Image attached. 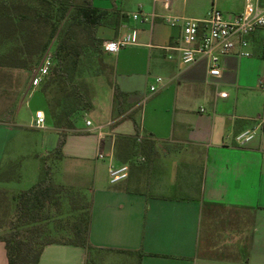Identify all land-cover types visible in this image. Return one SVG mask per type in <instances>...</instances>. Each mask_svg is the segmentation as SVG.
Listing matches in <instances>:
<instances>
[{"label":"crops","instance_id":"obj_1","mask_svg":"<svg viewBox=\"0 0 264 264\" xmlns=\"http://www.w3.org/2000/svg\"><path fill=\"white\" fill-rule=\"evenodd\" d=\"M108 1L92 0L93 8L108 13L104 25L97 28L102 44L137 31L135 45L103 55L116 64L115 86L125 96L123 114L116 112L111 98L105 124L93 127L84 118L91 126H85L83 132L94 136L89 148L70 144L69 139L77 133L74 121L71 130L63 128L64 123L57 127L49 124L53 134L42 151L52 154L59 133L67 131L59 159L78 162L74 172L90 160L103 161L96 159L98 152L105 155L106 171L101 168L99 173L95 167L91 184L79 189L89 196L88 241L95 257L99 260L107 254L105 258L110 255L129 264H264V134L245 146H237L233 140L264 117V92L258 88L264 78V30L247 38L249 58L235 53L224 57L221 76L210 78L206 60L192 66L180 63L175 50L180 26L167 24L164 17L187 18L184 15L194 9L191 19L202 20L209 3L215 6L216 0H172L168 10L153 0L123 1L120 7L118 0L115 7ZM203 6L206 8L200 12ZM138 10L156 17L146 23L133 20L131 15ZM156 78L163 82L151 94L149 87L155 85ZM22 102L17 105L14 101L7 110L0 104V194L26 192L13 193L5 187L11 168L16 166L14 158L8 157L18 150L16 138L21 131L16 128L32 129L34 113L42 111L31 112L29 125L15 127ZM42 112L47 123L51 116ZM133 122L142 145L138 157L151 163V171L143 177L140 166L135 171L129 169L126 180L110 185L108 163L119 164L116 139L134 136ZM47 130L45 126L43 132ZM149 154L152 161H148ZM159 156L164 160L159 161ZM18 167V174L35 176L40 171L39 158ZM168 168H175L172 179L167 178ZM52 184L72 190L80 182ZM173 191L182 196L168 195ZM87 258L80 247L52 244L44 247L38 264H87ZM0 264H7L2 242Z\"/></svg>","mask_w":264,"mask_h":264},{"label":"trees","instance_id":"obj_2","mask_svg":"<svg viewBox=\"0 0 264 264\" xmlns=\"http://www.w3.org/2000/svg\"><path fill=\"white\" fill-rule=\"evenodd\" d=\"M36 1L37 5H30L28 2L14 4L7 0H0V46L13 40L21 45L11 46L0 54V68L25 69L24 57L26 56H36L37 65L43 52L54 40L52 44L54 66L41 85L50 77L53 79L59 75L63 76L65 71L68 76L73 75L80 70L82 61L80 48L84 44L78 42L80 33H83L87 40L85 46L94 48L95 51L96 49L98 51L99 47V52L105 53L102 49V41L97 37V28L104 25L108 15L107 11L93 8L92 0H85L84 5L81 6H75L74 0ZM95 74L97 75L98 72L89 75L96 76ZM77 85L76 82L73 86ZM124 97L117 86H114L113 100L119 115L123 114ZM87 98L81 94H70L62 99L53 100L52 117L64 123L63 128L71 130L75 116L91 105ZM133 124L135 135L117 137L115 142V156L118 162L128 164L129 169L135 165L142 151V145L136 139L139 128L135 122ZM67 133L63 131L58 135V143L52 152V156L56 159L61 157V149ZM49 174L47 166H44L38 182L30 190L17 197L16 212L24 220L21 225L24 228L21 231L15 230L0 236V242L4 243L7 264H38L44 247L52 244L80 247L88 256L87 264H94L92 255L95 256L93 252L95 249L88 241L89 199L68 188L54 187ZM66 205L64 215L69 223L66 235L62 240H54L47 235L46 222L48 217H51V211L55 216H61V209Z\"/></svg>","mask_w":264,"mask_h":264},{"label":"rangeland","instance_id":"obj_3","mask_svg":"<svg viewBox=\"0 0 264 264\" xmlns=\"http://www.w3.org/2000/svg\"><path fill=\"white\" fill-rule=\"evenodd\" d=\"M14 4L18 2H28L30 5H37L38 2L36 0H7ZM85 0H74L75 6L84 5ZM116 0L108 1V5L111 7H115L116 5L120 7L121 2H147L148 0H118L115 5ZM211 3L208 5V10L211 8ZM243 0H216L215 6L216 8L224 15V16H232L237 15L243 6ZM207 6V4H204ZM203 6L199 10L203 11L206 7ZM194 9H191L184 17L193 18ZM99 39V38H98ZM103 41V39H99ZM54 40L50 43V45L54 44ZM78 42L84 44L83 47L80 48L81 51V65L80 70L75 72L73 75L65 74L54 77L53 79L50 77L48 81H46L43 85H40L35 92L27 91V86L30 78V74L35 68L37 57L36 56H26L25 60V69H15L10 70L9 68H0V104L2 110H7L12 103L17 100V105L20 101L23 102L19 105L20 111V119L17 121V126L29 125L31 120V112H34L36 109H42V111L49 114L50 120L47 118L46 126L48 128L47 131L43 132V130H35V129H27V128H16L21 131V134L17 135L16 145L17 152L16 153H8V157L14 158V167H10L11 174L10 180L5 185L6 189L13 193H19L20 191H28L34 186L40 175L41 170L44 166H47L51 182L72 185V183L77 180L80 182L79 186H74L71 189L76 194H80V196L88 198V194H85L83 191L79 189H86L89 184H91L94 177V169L97 168V171L100 173L101 168H104L106 171V163L107 159L104 158L103 161H95L90 160L79 172L76 171V167L78 162L70 161V159H56L52 154L44 155L43 144L44 142L47 144L49 142V138L53 134L52 128L60 125V121L58 119H54L52 114L54 112L53 100L62 99L65 96L70 94H81L84 97H88L89 107L84 110H81L77 116L74 118V130L77 132L73 134L71 139H69L70 144L74 146H84L85 148H89L94 143L93 134L87 136L83 132L85 127L84 118H88L93 127L97 124H105L109 118V109L112 104V87L115 86L116 80V64L114 61L109 62L107 56H103L104 54L99 52L96 49L85 46L87 40L84 37L83 33H80L78 36ZM11 46L19 47L20 43H17L13 40L10 43H6L3 46H0V54L7 51ZM95 68V71H94ZM93 72H98L96 76H90L89 74ZM53 73V72H52ZM51 73V74H52ZM77 86H73L76 84ZM45 93V94H44ZM65 93H67L65 95ZM23 95V97H22ZM17 97V98H16ZM72 97V96H71ZM21 99V100H20ZM53 103V104H52ZM142 109L140 108L139 116L142 114ZM52 111V112H50ZM60 120V119H59ZM8 122L9 120H4ZM58 121V122H57ZM51 124V125H49ZM95 124V125H94ZM13 127V126H11ZM89 135V134H88ZM43 136H46V140L43 139ZM69 144V145H70ZM152 152H150L151 154ZM149 154L148 161H152L153 157ZM10 155V156H9ZM162 159H159L161 158ZM39 158L40 171L33 175H29L27 172L25 173H17L20 169L18 165H28L32 160ZM159 161H163V156H159ZM146 162L145 158H137L135 165L130 167V172L135 171L140 166V169L143 170L144 175L147 176L151 171V167L149 162H146L144 165L142 162ZM141 163V164H140ZM116 164V163H115ZM120 164V163H119ZM118 163L116 165H119ZM170 165L173 163L170 161ZM128 165V164H127ZM104 166V167H103ZM129 166V165H128ZM75 173V174H74ZM79 173V175H78ZM175 174V168H168L167 178L172 179ZM31 180H27L28 178ZM80 178V179H77ZM33 179V180H32ZM172 196H182L179 194L180 192H170ZM175 193V194H174ZM19 194H0V236L5 234H9L12 231H21L24 227L21 226L24 223V220L17 215L16 212V201ZM78 197V196H77ZM89 199V198H88ZM85 202V201H84ZM66 203V202H65ZM78 203V202H77ZM80 204V202H79ZM82 206V205H80ZM84 207V206H82ZM67 205L61 209V216H55L53 211H51L50 216L48 217L47 225V235L54 240H62L65 237L68 226V219L64 215L66 212ZM63 215V216H62ZM55 216V217H53ZM107 254H103L100 256L99 260L92 255V262L97 264V261L100 264H109L107 261L113 262L112 264H129L128 262H118V257H111L110 255L106 257ZM106 261V263H104ZM98 262V263H99Z\"/></svg>","mask_w":264,"mask_h":264},{"label":"built area","instance_id":"obj_4","mask_svg":"<svg viewBox=\"0 0 264 264\" xmlns=\"http://www.w3.org/2000/svg\"><path fill=\"white\" fill-rule=\"evenodd\" d=\"M172 0H153L154 4L161 5L168 10ZM133 20L139 22H152L155 14H144L140 10L131 15ZM164 20L169 25H178L181 29L178 46L175 50L179 54V61L183 66H192L201 60L208 62V76L219 78L221 76V60L233 53L239 58H249L247 38L258 30H264V0H244V7L240 14L224 16L215 6H212L202 20L166 16ZM137 31L131 30L118 40L107 41L102 49L107 54H117L122 49L136 44ZM264 50V41L262 43ZM54 66L53 47L49 45L43 52L38 64L30 74L27 93L38 88L48 76ZM161 78H156L155 85L149 87V92L158 91ZM260 91L264 92V78L258 83ZM86 127L91 126L89 120L84 119ZM45 116L42 111L34 113L31 128L44 130ZM259 134H264V117L258 118L256 124L243 130L233 137L237 146H245L252 142ZM140 142V139H137ZM102 152L96 154L97 160H104ZM129 166L108 163L107 176L110 185H116L128 178Z\"/></svg>","mask_w":264,"mask_h":264}]
</instances>
